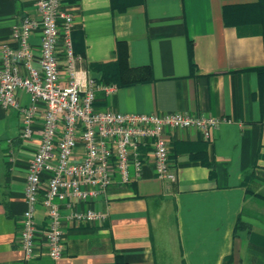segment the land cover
Instances as JSON below:
<instances>
[{"label":"crops","instance_id":"1","mask_svg":"<svg viewBox=\"0 0 264 264\" xmlns=\"http://www.w3.org/2000/svg\"><path fill=\"white\" fill-rule=\"evenodd\" d=\"M256 1L60 2L72 20L74 68L94 85L109 87L94 91V109L204 114L228 122L219 123L207 140L192 128L166 131L172 182L154 177L150 148L141 145L138 177L120 184L115 175L98 200L75 206L98 210L102 219L72 222L62 212L63 251L57 260L47 255L38 204L34 255L26 259L19 244L23 190L39 144L43 103L37 102L33 134L26 140L20 138L18 111L0 106V264H114L115 255L127 264H222L229 254L231 264H264V32L259 22L224 24L221 14L223 5ZM24 15L37 17L33 0H0V48L14 45L11 26ZM61 41L59 34L57 70L65 81ZM116 41L125 43L129 67L149 66V80L105 83L102 72L109 68L100 66L114 62ZM28 42L37 67L38 29ZM15 99L20 106L30 102L20 89ZM47 175L42 172L43 182ZM237 217L248 231L233 235Z\"/></svg>","mask_w":264,"mask_h":264},{"label":"built area","instance_id":"2","mask_svg":"<svg viewBox=\"0 0 264 264\" xmlns=\"http://www.w3.org/2000/svg\"><path fill=\"white\" fill-rule=\"evenodd\" d=\"M61 0H33L37 17L24 15L11 26L14 45L0 48V106L14 108L20 119V138L29 139L37 113V102L43 103L39 144L28 166L25 185V208L21 214L19 244L26 259L34 255L36 227L33 214L38 204L44 211L45 225L41 233L47 255L57 260L62 255V212L72 222L100 220L104 214L89 208H76L96 201L117 176L126 184L139 176V147L146 144L152 157V172L156 179L175 180L169 162V142L166 131L195 129L203 140L225 117L191 116L179 112L122 113L96 110L94 91L109 90L94 85L85 72L73 66L71 46V16L59 7ZM39 30L37 67L32 65L30 33ZM66 60V80L57 70V40ZM113 88V87H111ZM24 90L29 104L20 106L17 90ZM80 146L82 152H76ZM132 170V174L129 170ZM42 172L48 175L41 178Z\"/></svg>","mask_w":264,"mask_h":264},{"label":"trees","instance_id":"3","mask_svg":"<svg viewBox=\"0 0 264 264\" xmlns=\"http://www.w3.org/2000/svg\"><path fill=\"white\" fill-rule=\"evenodd\" d=\"M62 1V0H61ZM73 2L74 0H65ZM114 6V5H113ZM221 14L224 24L238 26L248 21L259 22L261 29L264 32V0H257L254 3L249 4H231L223 5L221 8ZM126 45L123 41H116L115 44V60L112 63L104 64L101 68H109L108 72H102L105 83L115 82L118 86L128 85L140 81H146L150 79L149 66H137L129 67L126 60ZM187 55L189 66L192 67L191 61V42L188 41ZM257 73L262 71L257 69ZM247 194H253L252 190L246 188ZM248 226L245 222L240 221L239 217L236 218L233 235H236L237 231H248ZM231 254L225 256L222 260V264H231ZM114 264H127L120 255L114 256Z\"/></svg>","mask_w":264,"mask_h":264}]
</instances>
